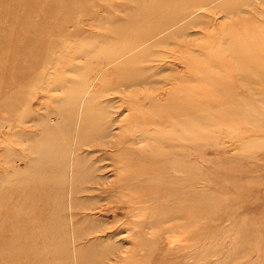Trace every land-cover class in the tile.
<instances>
[{
  "label": "rangeland",
  "instance_id": "374dc122",
  "mask_svg": "<svg viewBox=\"0 0 264 264\" xmlns=\"http://www.w3.org/2000/svg\"><path fill=\"white\" fill-rule=\"evenodd\" d=\"M0 264H264V0H0Z\"/></svg>",
  "mask_w": 264,
  "mask_h": 264
}]
</instances>
